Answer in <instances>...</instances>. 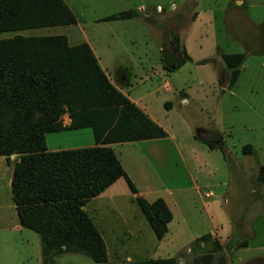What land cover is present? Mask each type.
<instances>
[{
	"label": "rangeland",
	"instance_id": "1",
	"mask_svg": "<svg viewBox=\"0 0 264 264\" xmlns=\"http://www.w3.org/2000/svg\"><path fill=\"white\" fill-rule=\"evenodd\" d=\"M78 2L86 5L82 13L89 19L142 6L141 19L93 22V25L87 24L84 36L93 38L99 53L110 47V57L101 63L113 75L123 72L129 83V95L149 105L152 115L172 139V145L162 141L155 147V154L149 155L152 168L164 185L183 186L191 179L199 190L198 193L190 189L172 191L175 198L174 203L169 204L172 219L156 249L136 254L132 251L134 237H118L115 247L107 243L108 257L98 264L166 257H175L179 264H192L197 258L198 264H203L202 258L209 256L213 260L222 256L226 264H264V182L257 180V169L264 164V0ZM160 25L162 38L156 29ZM72 28L71 32L66 26L33 28L25 32L27 35L67 33L80 42L78 29ZM168 28L178 36L176 49L170 47L165 38ZM158 39L162 41L161 56ZM182 47L188 59L177 68L166 70L164 67L183 58ZM233 52L243 53L244 60L234 85L228 88L229 71L220 54ZM163 54L168 60L163 61L164 64ZM165 82L174 88L173 92L164 90ZM182 97L186 98L185 102ZM74 132L76 135L60 133L49 143H85L91 137L90 129ZM195 137L214 145L221 142V148L209 150ZM245 144L250 145V151L243 153L241 149ZM125 162L126 167L137 170L128 158ZM127 190L121 178L110 187L115 197L130 210L129 214L134 208L140 212L136 203L128 198ZM208 190L213 197L203 196ZM141 218L144 220L142 215ZM23 230V234L2 232L0 261L4 264H32L28 259L21 261L33 252L34 245L24 240L31 236L39 245L40 264H97L60 243L48 247L43 255L38 235ZM148 231L151 238L156 239L149 227ZM204 233L211 234L220 243V252L209 255L197 250L192 253L190 242ZM242 242H246V246H240Z\"/></svg>",
	"mask_w": 264,
	"mask_h": 264
},
{
	"label": "trees",
	"instance_id": "2",
	"mask_svg": "<svg viewBox=\"0 0 264 264\" xmlns=\"http://www.w3.org/2000/svg\"><path fill=\"white\" fill-rule=\"evenodd\" d=\"M135 16L136 10L126 9L102 20ZM74 23L75 16L64 0H0V32ZM165 38L170 47H178L177 34L167 30ZM181 51L180 62L164 67L166 70L188 59L183 47ZM164 55L162 63L168 61ZM220 58L229 71L230 87L244 54L221 53ZM63 113L69 118L67 125L61 123ZM84 128L93 132L95 145L46 150L45 134ZM163 136L161 126L111 84L85 42L69 45L63 34L0 38V155H19L12 167L11 199L19 225L38 235L41 254L60 243L97 264L105 262L104 242L80 207L118 178L135 193L106 144ZM204 143L211 149L221 148V142ZM241 151L249 152L250 145H243ZM257 178L264 182V164L259 165ZM134 200L155 238L161 239L171 219L165 202L161 198L148 202L141 196H134ZM189 247L193 254L201 250L211 255L222 250L209 233L195 237ZM202 259L203 264H226L222 256ZM198 262L195 258L192 264ZM115 264L179 262L166 257Z\"/></svg>",
	"mask_w": 264,
	"mask_h": 264
},
{
	"label": "crops",
	"instance_id": "3",
	"mask_svg": "<svg viewBox=\"0 0 264 264\" xmlns=\"http://www.w3.org/2000/svg\"><path fill=\"white\" fill-rule=\"evenodd\" d=\"M64 2L69 7L71 12L74 14L75 23L69 25H57V26H66L67 29H70L68 30L69 32H71V29H73L72 27H74V29H78L80 33L79 41L81 40L80 42H85L89 46L98 65L103 70V72L105 73L111 84L115 88H117L121 93H123L131 102H133L136 106H138L151 120H153L155 123L159 125L157 119L152 115L149 105L147 103L145 104L144 102L141 103V99L132 98L129 95V89H128L129 83L127 82L125 75H123V72H119L118 74L115 73L113 75L110 73V71H108V68L101 63V61H105L107 60V58L110 57L108 55V53H110L109 51L110 47L106 48V52L99 53L95 49L93 38H88L84 36V29L86 28L87 24L93 25V22L101 23V21H103L102 20L103 17H96L95 19H93L92 17L91 19H89L85 17L82 13L83 10L82 8L83 6L86 5H84L83 3L80 4L78 0H64ZM128 9L136 10L137 16L129 19H118V20L121 21V20H130V19H141V13L144 11L141 5H137L134 8L132 7ZM161 28H162L161 25L156 28L159 29L160 38H162ZM28 29H33V28L20 29L17 31L0 32V38H8L15 34L32 36L26 34L25 31H27ZM167 30L170 29L169 28L165 29V31ZM63 35H65L69 45L80 43L78 41L76 42L74 36L72 35H68L67 33H63ZM161 42H162L161 39H158V50L160 52V56L162 51L160 45ZM107 44L108 43H106V45ZM144 78H146V75H144ZM162 86L164 90H166L167 87H171L172 91H168V92L174 91V88L171 85H168L167 82H165ZM232 86L228 88H231ZM181 99L182 102H185L186 100L185 97H182ZM61 123L62 125H67L69 123V118L67 116V113H63L61 115ZM84 129H89V128H84ZM77 130H81V129H77ZM74 131L76 130L64 129L56 133L45 134L44 141H45L46 150L59 151V150L75 149V148L95 145V137L91 129H90L91 137L89 136L90 137L89 141L87 140L85 143H80L77 141H63L57 143L56 142L49 143V141H51L53 137H57V135H59L60 133H71L69 135H76L75 134L76 132ZM166 133L167 132H165V136L163 137L140 139L133 141L111 142L106 145L112 149L123 171L125 172L126 176L132 183L133 187L135 188V193H131L129 190H127L128 192L126 194H128V198L129 199L131 198V200L134 201V203H136L134 200V196H141L148 202H151L156 198H161L165 202L166 206L170 211L169 204L174 203L173 200L175 199L172 196L173 190L178 191L182 189H190V190H194L196 193H198L199 190H198V186L191 182V179L189 180L190 183L186 185L172 187V188L168 187L164 185L162 178L159 175H157L156 171L152 168V163L149 159V155L153 156L155 154V147L162 141L163 142L165 141V143L169 142V145H172V139ZM62 137H66V136H62ZM197 139L201 141L207 147V149L209 150L215 149V147L212 149L209 148L207 144L204 143L207 141L200 140L198 137ZM219 140L220 138L217 139V141ZM18 157H19L18 154H11L7 158L0 155V236L4 230L14 231L20 234H23L24 233L23 231H25L23 230L25 228H22L18 223L15 206L12 202L11 193H10V179H11L12 167L14 162L18 160ZM127 158L129 159V161H132V164H134L137 167L136 171H132L130 167H126L125 161ZM113 182L102 193L94 197L88 198L80 207V209L85 213L89 221L92 223V225L97 230L100 237L102 238L105 245L107 257H108L107 243H109V245H111L112 247H115L116 246L115 240H117L118 237H134L135 241H133L132 243L133 246L132 251H134L136 254L146 252L148 249H152V248L156 249L158 246L161 245V239L163 237L161 239L151 238V236L149 235L150 232L148 231L149 225L147 222L144 221L145 219L142 220L141 218L142 214L141 212H137V209L134 208L135 210L133 209V213H130L131 214L130 216L129 214L130 210L127 207H124L123 202L120 201L117 197H115L116 195H114V193L110 191V187L113 184ZM203 196L205 198H209V197H213L214 195L212 194L211 191L208 190L204 192ZM105 212H107V214H105ZM135 217H138L137 218L138 222H135ZM171 219H172V214H171ZM167 232H168V227H167ZM211 238H213L212 235ZM24 240L26 244H33L34 246H36L37 239L34 238V236H31L30 239L25 238ZM30 240H32V243ZM144 242H146V244H144ZM34 246L31 256L26 255L21 261L25 262V260L28 259L32 264H40V261L38 260L39 245L37 243L38 251H36V247L34 249ZM244 246H246V244ZM144 247L146 249H144ZM28 257H30L31 260ZM0 264H4L3 261H0ZM5 264H11V263L5 262Z\"/></svg>",
	"mask_w": 264,
	"mask_h": 264
},
{
	"label": "built area",
	"instance_id": "4",
	"mask_svg": "<svg viewBox=\"0 0 264 264\" xmlns=\"http://www.w3.org/2000/svg\"><path fill=\"white\" fill-rule=\"evenodd\" d=\"M158 9H159V8H157V10H158ZM166 90H167V91H172L171 87H167ZM208 194H210V193H208Z\"/></svg>",
	"mask_w": 264,
	"mask_h": 264
}]
</instances>
